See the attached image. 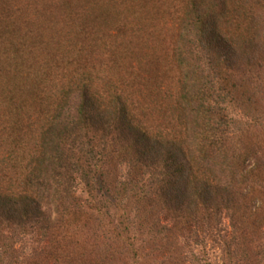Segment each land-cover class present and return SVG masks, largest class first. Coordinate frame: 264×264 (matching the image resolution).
<instances>
[{"label": "trees", "instance_id": "trees-1", "mask_svg": "<svg viewBox=\"0 0 264 264\" xmlns=\"http://www.w3.org/2000/svg\"><path fill=\"white\" fill-rule=\"evenodd\" d=\"M93 1L0 0V264H264V0Z\"/></svg>", "mask_w": 264, "mask_h": 264}, {"label": "rangeland", "instance_id": "rangeland-1", "mask_svg": "<svg viewBox=\"0 0 264 264\" xmlns=\"http://www.w3.org/2000/svg\"><path fill=\"white\" fill-rule=\"evenodd\" d=\"M91 0H89V2H90ZM99 0H94L93 2H94V5H96L97 4V2H98ZM103 2H104V0H102ZM108 1H110V0H108ZM118 1V0H117ZM117 1L115 0V3L119 6V8H118V10H120V9H122V11L123 10H126V8H122V6H121V3H122V0H119V2L117 3ZM115 4V5H116ZM132 5H135V4H132ZM123 7H125V6H123ZM126 13V12H125ZM160 23V22H159ZM157 27V26H156ZM151 31H154V30H152L151 29ZM109 33L108 35H107V38H109V39H107V41H109V42H111L112 40H114V36H115V32L113 31V30H111V29H109V31H106V33ZM72 42V41H71ZM147 49H146V47H145V49H144V51H143V53H145V54H147ZM142 53V54H143ZM66 64H65V68H67V69H64V73L66 74V75H63V77H62V81H61V83L60 84H65V87H66V89H68V84H69V82L72 80V78H71V76L73 75V74H75L76 76H81V75H83L84 74V72H83V70H82V68L81 69H78V68H76L75 67V65H69V64H72V63H70V62H65ZM93 64H96V59H95V57L94 58H92V59H90L88 62H86L85 63V67H88V68H90ZM83 65V64H82ZM72 66V67H71ZM66 71V72H65ZM79 71V72H78ZM107 77H109V75H105V76H97V78L99 79V80H94V84H93V86L94 87H97V86H99V88L101 89V88H104V86L107 84V81H108V79H107ZM148 87V86H147ZM151 87V86H150ZM58 92L60 91V86L58 87ZM102 90V89H101ZM79 99H78V97H75V99H74V101L76 102V101H78ZM31 114V113H30ZM29 114V115H30ZM33 115V117H32V122H33V124H34V126H33V131H34V133H36V135H37V137H39L40 135H41V133H40V127L41 126H43V121L41 122V119H42V117H38V115H34V114H32ZM26 117H28L29 118V116H26ZM28 118H26L25 119V121L27 122V124H30L29 123V119ZM6 153H4V152H1L0 151V164H1V160H3V156H6L5 155ZM4 161V160H3ZM1 168H3V167H0V169ZM6 173V172H5ZM8 175H9V172H8ZM8 177V176H7ZM1 182H0V188H1V193L0 194H2L4 197H9V198H11L12 196H13V194L16 192V190H18L19 191V189L20 190H23L22 188H20L21 187V184L18 182V181H15V180H13V181H9V180H0ZM7 188H9V190H7ZM14 190H15V192H14ZM17 191V192H18ZM7 195V196H6ZM37 198V197H36ZM37 202L39 203V207L41 208V210H42V212H44V213H46V215L49 217V218H51V216L50 215H54L53 213H54V209H48V207H49V205H46L45 204V201H43L42 200V198H39L38 197V199H37ZM47 213H49V215L47 214ZM46 217V216H45ZM45 217H42V219L39 217V215H37V216H33L32 218H31V225L32 224H36V226L38 225H41V223H43V221H47V223H50V220H52V219H47V218H45ZM34 218V219H33ZM38 220V221H37ZM27 224H29V222L27 223ZM44 224V223H43ZM30 225V224H29ZM30 225V226H31ZM37 226V227H38ZM31 232H32V230H30ZM35 234H37V232H35ZM36 236V235H35ZM31 238V236L29 237V236H27L26 237V240H27V242L26 243H22V245L21 246H17V247H15V249H14V251L16 252V253H14L13 255H16V256H18V259H20L21 261L23 260L24 261V263L25 264H31V258H29L31 255H33L31 252H32V248H33V246H31L30 244L32 243H30V239ZM34 239H35V237H34ZM33 241V240H32ZM34 247H36V246H34ZM219 255H220V252L218 251V250H215V251H212L211 252V257H212V259H216V260H219ZM8 259L6 260V262H10L11 261V257H10V255L8 254Z\"/></svg>", "mask_w": 264, "mask_h": 264}]
</instances>
